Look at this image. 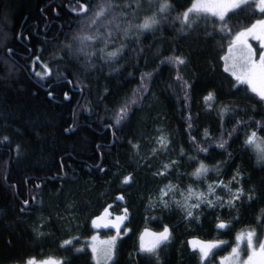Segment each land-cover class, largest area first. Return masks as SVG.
Returning a JSON list of instances; mask_svg holds the SVG:
<instances>
[{"label": "trees", "instance_id": "trees-1", "mask_svg": "<svg viewBox=\"0 0 264 264\" xmlns=\"http://www.w3.org/2000/svg\"><path fill=\"white\" fill-rule=\"evenodd\" d=\"M194 1L0 0V264H99L92 219L106 208L129 215L100 264H219L247 231L264 243V161L245 143L256 132L264 146V100L224 67L264 13L249 0L184 22ZM231 180L240 200L193 218L153 201L173 181Z\"/></svg>", "mask_w": 264, "mask_h": 264}, {"label": "rangeland", "instance_id": "rangeland-1", "mask_svg": "<svg viewBox=\"0 0 264 264\" xmlns=\"http://www.w3.org/2000/svg\"><path fill=\"white\" fill-rule=\"evenodd\" d=\"M246 1L249 0H195L189 8L193 9V11L189 12L188 9V12L189 14H192V12L207 13L221 19V16L224 18L231 10L236 8L235 4L239 3L241 5ZM259 2L260 0H258V7ZM255 24H257V21L239 33L247 32L248 29H251ZM239 33L237 35H239ZM236 36L233 38L224 57L225 70L231 74L235 72L237 75H241L242 79H248L249 76H251L253 83L259 88L262 86L259 77L260 74L264 72V67L261 66L260 62L261 55H264V30L257 27L253 32L242 37L240 41L236 40ZM245 41L246 43H244ZM249 47L251 52H249ZM244 84H247L252 89L249 83ZM159 145L163 146L165 144H162L160 140ZM261 147L264 146L261 145ZM166 170L167 167L165 168V171ZM236 183L235 180L218 184L208 182L202 187L200 185L183 186L179 181H173L162 187L157 196L154 197L153 201L165 206L174 205L184 211L187 215L188 212L191 211L192 215L190 217L193 218L203 207L213 209L216 207L234 206L243 196L242 189L239 188V186H235L237 185ZM189 189H191V193L189 192ZM165 192L167 195L164 194ZM237 196L239 198H236ZM228 201H232V203L229 204ZM193 205L199 206L193 207ZM106 220V217L101 216L96 222L94 221V226L101 229L104 227ZM123 223L124 220L121 218L116 221L117 230L124 228ZM249 232L251 231H247L245 234L243 233L239 236L242 238L238 240L237 244L228 254L219 259V264H264V252L261 251L260 245H254V236L253 246H248L247 234ZM144 236L146 247H151L152 245H155V243L157 245L160 240L159 236H155L151 233ZM156 240H158V242H155ZM195 246L200 247V249H203L204 251L211 248L208 247L209 245L202 244H195ZM90 248L93 251L96 262L100 264L108 262L109 260L111 261L115 252V242L113 238L92 237L90 239ZM249 257H251V260H249Z\"/></svg>", "mask_w": 264, "mask_h": 264}, {"label": "snow or ice", "instance_id": "snow-or-ice-1", "mask_svg": "<svg viewBox=\"0 0 264 264\" xmlns=\"http://www.w3.org/2000/svg\"><path fill=\"white\" fill-rule=\"evenodd\" d=\"M81 7V10L82 11H87V8H85L83 5L80 6ZM168 5L165 4L164 5V8H167ZM235 7H240V4L237 3L235 4ZM164 8H162L161 10L163 11ZM259 10L264 13V0H260L259 2ZM193 11V9H189V12ZM189 12H186L184 14V22H187L188 21V16H189ZM97 15H103V11H101L100 13H97ZM221 19H223V16H221ZM155 23V20L151 21V23L149 21H145V23L143 25H141L140 27L144 28V29H149L151 27V24ZM257 27L261 28L262 30H264V19H261L259 21H257V24L253 25V27L251 29H248L247 32H241L239 33V35L236 36V40L237 41H240L242 37H245L248 33H251L254 31V29H256ZM246 43V41L244 42ZM249 52H251V49L249 47ZM108 55L110 57H115L117 55L116 52H110L108 53ZM260 62H261V66L264 67V55H261L260 57ZM175 63L177 64H183L184 61L182 59H180L179 57L175 58ZM45 74L48 75L50 74L47 69L45 70ZM235 78L240 81L241 83H249L250 86L252 87V91L255 92L261 100H264V72H262L260 74V81H261V87L257 88L256 85L253 83V79L251 76H249L248 79H242V76L241 75H237L235 72L232 73ZM37 75H39V73H37ZM179 79V77H178ZM206 100H211L212 99V96L211 94L205 98ZM126 112V109H122V114ZM161 143L162 144H165V140L163 138H161ZM245 143L247 145H253L255 146V149L256 151L259 153V156H258V159L261 160V161H264V147H261V144L260 143H257V138H256V132H253L251 134L250 137H248V139L245 141ZM261 143H264V142H261ZM221 147H223V144L220 145ZM167 167V165L165 166ZM206 172L207 169L205 168V166L203 164L200 165V168H198L196 170L195 173H193V175L199 177L201 172ZM163 174V173H161ZM130 180V178H125L124 180V183H128ZM210 190H211V186H210ZM189 192L191 193V189H189ZM165 195H167V193L165 192L164 193ZM199 198V197H198ZM236 198H239L238 196ZM120 199H123V197H120ZM229 204L232 203V201H228ZM199 205H193V207H198ZM188 215L191 216L192 213L191 211L188 212ZM219 228H225L226 225L223 224V223H220L218 225ZM255 235L254 232H249L247 234V243H248V246L249 247H252L253 246V236ZM242 237H238V240L241 239ZM168 239V230L165 229L163 233L160 234V240L161 241H166ZM66 243H70V241H66ZM215 245H209L208 247H214ZM260 249L262 252H264V244H260ZM203 251V249H202ZM205 255H207V253L205 252ZM249 260H251V257H249ZM28 264H35V261L33 260H29L28 261Z\"/></svg>", "mask_w": 264, "mask_h": 264}, {"label": "flooded vegetation", "instance_id": "flooded-vegetation-1", "mask_svg": "<svg viewBox=\"0 0 264 264\" xmlns=\"http://www.w3.org/2000/svg\"><path fill=\"white\" fill-rule=\"evenodd\" d=\"M26 207H29V204H26ZM128 215L129 214L126 210L123 211L122 213L114 214L113 212L110 211L109 208H106L99 215L95 216L92 219V221H93L92 227H93L95 233L90 237V239L92 237H97V238H105L106 237L109 239L113 238L114 242H116L117 239L121 238L123 236V234L127 231V229H124V228L117 230L116 221L121 218L124 220V222H126ZM101 216L106 217L107 220H106L104 227L101 229H98L97 226H94V221L96 222L97 219H99ZM186 216L188 218H191L187 214H186ZM110 231L113 233H109ZM153 235H155V234H153ZM155 236H158V235H155ZM28 261L23 263V264H28ZM33 261H35V260H33ZM35 264H63V263H61L57 260H53V259H46V260H42V261H35Z\"/></svg>", "mask_w": 264, "mask_h": 264}]
</instances>
